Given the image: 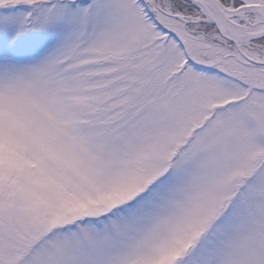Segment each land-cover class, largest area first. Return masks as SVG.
I'll return each mask as SVG.
<instances>
[{"label": "snow or ice", "instance_id": "obj_1", "mask_svg": "<svg viewBox=\"0 0 264 264\" xmlns=\"http://www.w3.org/2000/svg\"><path fill=\"white\" fill-rule=\"evenodd\" d=\"M0 264H264V0H0Z\"/></svg>", "mask_w": 264, "mask_h": 264}]
</instances>
